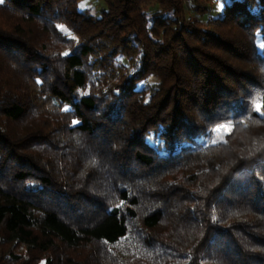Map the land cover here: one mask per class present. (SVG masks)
Instances as JSON below:
<instances>
[{"label": "trees", "instance_id": "1", "mask_svg": "<svg viewBox=\"0 0 264 264\" xmlns=\"http://www.w3.org/2000/svg\"><path fill=\"white\" fill-rule=\"evenodd\" d=\"M82 1L0 0V264H264V0Z\"/></svg>", "mask_w": 264, "mask_h": 264}, {"label": "rangeland", "instance_id": "2", "mask_svg": "<svg viewBox=\"0 0 264 264\" xmlns=\"http://www.w3.org/2000/svg\"><path fill=\"white\" fill-rule=\"evenodd\" d=\"M100 2L97 0H83L80 3V9L82 11L87 10L88 14L92 15V16H96L98 14V11L101 9L100 6ZM221 4L218 5H214L213 8L211 9L210 15L213 17H217L221 14ZM186 18L189 19L192 17L193 14H190V11H186ZM206 20V17H200V20ZM122 63H124L123 60H121ZM155 78H149L147 82H145L143 85L147 86L150 85V83L154 82ZM233 128L232 123H225V124H221L218 127H216L213 130L212 133V137L210 136V138L208 139H198L196 140L198 143L203 144V145H210V144H216V143H220V142H224L227 135L231 132Z\"/></svg>", "mask_w": 264, "mask_h": 264}, {"label": "snow or ice", "instance_id": "3", "mask_svg": "<svg viewBox=\"0 0 264 264\" xmlns=\"http://www.w3.org/2000/svg\"><path fill=\"white\" fill-rule=\"evenodd\" d=\"M259 107V106H258ZM42 264H43V262H42Z\"/></svg>", "mask_w": 264, "mask_h": 264}]
</instances>
